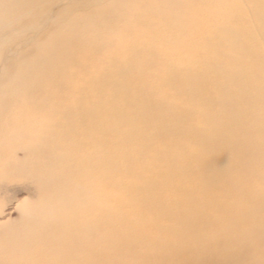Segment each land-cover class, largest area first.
Here are the masks:
<instances>
[{
    "label": "bare ground",
    "instance_id": "6f19581e",
    "mask_svg": "<svg viewBox=\"0 0 264 264\" xmlns=\"http://www.w3.org/2000/svg\"><path fill=\"white\" fill-rule=\"evenodd\" d=\"M203 1L0 0V151L18 136L16 146L23 151L18 157L13 150L2 166L8 172H27L43 191L36 202L27 203L25 197L13 202L12 208H19L18 223L34 224L16 252L19 258L34 257L35 264H102V227L93 221L100 222L105 211L133 231L122 219L135 208L122 202L132 183L112 181L109 175L119 168L147 180L160 176L156 187L165 181L180 192L186 191L178 183L185 182L184 173L201 166L212 171L211 178L229 171L232 161H225V153H232L241 174L256 166L257 176H263L264 0H223L227 22L218 21L220 12ZM241 8L245 14L233 12ZM147 14L155 20H147ZM205 15L216 26V44L208 47L212 60L182 59L189 53L184 51L166 63L167 56L175 55L170 51L175 45L193 50L179 44L200 30L197 25L206 22L201 20ZM169 16L177 24L196 26L178 38H157L154 26ZM204 41L210 43V38ZM126 49L129 58L120 59ZM151 71L166 75L169 91L149 76ZM50 113L53 117H47ZM206 152L222 162L201 159ZM43 153L45 163L40 165ZM245 154H252L251 163ZM41 167L51 177L36 171ZM56 168L61 178L53 174ZM64 171L71 181L63 178ZM242 178L235 175L238 190L253 194L255 205L250 208L258 214L238 233L243 238L255 234L264 242V183L244 186ZM143 184L138 188L145 189ZM180 197L172 194L168 199L177 202ZM151 202L166 208L160 199ZM9 212L0 205V232L6 240L15 233ZM236 212L241 219L251 214L240 207ZM60 217L82 221L74 236L93 238L96 248L87 241L80 249L67 242L63 252H39L55 237L57 225L66 222ZM232 223L233 218H225L224 227ZM32 246L35 252H29ZM6 254L0 248V264H9Z\"/></svg>",
    "mask_w": 264,
    "mask_h": 264
},
{
    "label": "rangeland",
    "instance_id": "374dc122",
    "mask_svg": "<svg viewBox=\"0 0 264 264\" xmlns=\"http://www.w3.org/2000/svg\"><path fill=\"white\" fill-rule=\"evenodd\" d=\"M204 1L206 2L207 0ZM222 1L223 0H215L212 2L209 0L207 2L209 5L212 3V5H215H210V10L214 8V11L216 10L220 12L218 21L227 22L228 19L224 18L223 15L228 12V9H224L221 5ZM225 1L226 3H229L228 0ZM236 1L237 0L232 3H236ZM233 12L241 13L243 15L246 10L244 8L234 9ZM139 18H141V16ZM135 19L136 17H134V20ZM146 19L151 22L155 20V18L149 14H147ZM208 19L209 21H207ZM175 20L178 22L173 16L167 17L165 21L154 26L158 30L157 33L151 32L150 34H156L155 36L157 38L174 39L181 37L182 34L186 32L187 27L195 28L196 26L195 24L187 26L184 24H177L175 23ZM201 20L206 21L207 23L204 22L200 25L198 24L197 27H199L200 30L195 31L194 33L192 32V36L187 34L179 44L181 46H190L193 50H186V48H180L175 45L176 47L173 46L174 49L173 47L170 49V51L173 50L175 55L172 57L167 56L166 63L175 61L176 55L179 53L182 54L184 51H188V54L191 52L194 56L187 54L182 59L189 60V58H195L196 61L201 59L212 60V56L210 55L212 53V48L209 49L208 47L216 44V41L212 40L214 34L213 31L216 26L212 24V18L210 16L205 15ZM28 34H31V32H28ZM171 34H174V36ZM137 35L138 34L135 32V36ZM132 37H134V35ZM207 37L210 38V43L204 41ZM128 58L129 51L126 49L123 51L122 58L120 59L127 60ZM149 76L158 79L157 81L164 85V89L166 91L168 90V87H166L163 82L164 77H166L163 72L151 71L149 72ZM55 114L56 113H54V115ZM57 115L58 114H56V116ZM47 117H53V113H50ZM61 120L62 119H60V121ZM48 121H50V118H47V122ZM261 131L264 133V128H262ZM175 140L177 141L178 137ZM20 141L21 138L18 136V138L11 140L8 145L4 146V152L2 150L0 151V161L3 158L0 162V205L4 204L5 207H8V210L10 211L7 215L10 218L9 224H12V229L15 231V233L10 236L11 240H6L3 236V232H0V248H3V250L7 252L3 257L5 263L35 264L34 257L19 258L16 254V252H21L20 246L22 244V239L24 238L25 233L28 232L34 224L24 225L18 223L20 221L19 208H12V206L14 200L21 197H25L27 203L36 202L43 191L38 187L39 183L36 185V183L28 176L29 174H27V172L21 174L15 171L8 172L4 166H2V163L10 157L13 150H15V155L18 157L23 156V151L17 148L18 145L16 146V143ZM156 144L154 143V145ZM73 152L75 153L74 149ZM263 154L264 145L261 150V155ZM245 155L249 158L251 163L252 159H254L252 154ZM44 156V153L39 154L38 163L40 165L45 163ZM208 157H211L210 160H207L209 163L222 162V160H219L218 156H213L211 153L208 155V152H206L204 155H201V159ZM215 157L217 159H214ZM234 157L235 156L232 153H225V161H232V167L229 171H218V173H215L216 176L212 178L208 175L212 171L203 168V166L198 168V171H187L181 176L185 182H178L181 189L185 188L186 191L183 190L180 192L173 191V188L166 185L165 181L163 183L160 182L156 187V183L161 179L160 176H152L151 179L157 180L155 182L150 181L151 179L147 180L139 178L137 175L135 176L133 173L129 174L124 170L119 171L120 168L118 171L111 174L107 172L112 178V181L117 182V180L120 179L119 182L121 184L132 183L131 188L127 190L129 193L125 194L126 197L122 199V202L127 206H134L133 204H135V208L133 211L127 212V215L122 217V219L127 221V225L130 226L133 231H130L117 216L112 218L109 215H106L105 211L102 213L100 222L97 223L96 221H93L92 224H99V226L102 227L98 251L101 252L100 259L102 264L264 263V242L258 241L255 234L253 235V238L248 235L246 238H243L238 233L239 230L242 229L243 231L248 228L249 223L252 221V216H256L258 212L256 209L252 210L250 208L252 205H255L252 197L253 194L239 192L238 186L240 184L235 179L236 174H238L239 177H243L242 179L243 181L245 180L246 184L244 186L264 183V161L259 163L260 174L263 176L258 177L256 166H250V169L248 170L244 169L241 174V164L237 163ZM199 161L202 163L201 160ZM141 168L142 166L138 165L136 171H140ZM231 170L233 176L230 175ZM36 171L39 174L42 172L41 174L44 176V173L48 171V168L41 167ZM53 174H55V177L60 178L62 175L61 171L57 168L54 170ZM63 175V178L66 177L68 181H71V177L66 174L65 171L63 172ZM45 176L47 178L51 177V175L48 176L47 174ZM243 181L242 183H244ZM142 183H144L143 185L145 186V189L138 188V185H142ZM119 188L120 191H122L123 185ZM103 189L107 190V187L104 186ZM172 194H179L181 196L180 201H170L168 196ZM153 198L160 199L166 208L162 209L159 205L152 203L151 200ZM140 200L143 201L140 202ZM193 204H195V206ZM169 206H171L172 209ZM239 207L251 214H246L244 219L239 218L236 212ZM177 209H180L181 212L174 213L173 211ZM159 210H164V213L161 214ZM229 217L233 218V223L230 224V227L225 228V218ZM63 219H66V222L57 225L59 230L56 231L57 233L55 234V237H51L50 243L43 246V249L39 252H44L45 249L51 250L49 252H63L65 248L62 246L67 242L77 243V248L80 249L83 247L85 241H87L90 247L94 249L96 248L93 238L89 237L86 240L83 236H80V239L74 236L76 227L82 221H69L66 217H60L59 221H62ZM219 223L221 225L218 227L217 225H219ZM104 244L106 246H104ZM229 247L230 249L227 252H224L225 249H228ZM34 249L36 248L32 246L29 252H35ZM94 249L91 252H96ZM68 252L79 251L71 250ZM227 260L229 261L227 262Z\"/></svg>",
    "mask_w": 264,
    "mask_h": 264
}]
</instances>
